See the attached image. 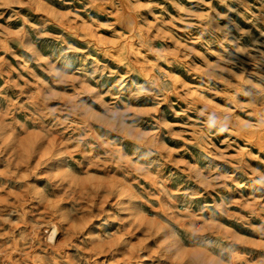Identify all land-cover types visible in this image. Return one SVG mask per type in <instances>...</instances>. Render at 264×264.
Here are the masks:
<instances>
[{"label": "rangeland", "instance_id": "obj_1", "mask_svg": "<svg viewBox=\"0 0 264 264\" xmlns=\"http://www.w3.org/2000/svg\"><path fill=\"white\" fill-rule=\"evenodd\" d=\"M95 240L264 264V0H0L1 248L89 264Z\"/></svg>", "mask_w": 264, "mask_h": 264}, {"label": "bare ground", "instance_id": "obj_2", "mask_svg": "<svg viewBox=\"0 0 264 264\" xmlns=\"http://www.w3.org/2000/svg\"><path fill=\"white\" fill-rule=\"evenodd\" d=\"M56 158H58V157H56ZM56 164H58V162H56ZM121 184V183H120ZM122 185V184H121ZM123 186V185H122ZM122 186H120L119 185V192L120 193H122L123 191L122 190H120V188L122 187ZM121 189H123V188H121ZM124 189H126V186H125V188ZM123 189V190H124ZM127 190V189H126ZM126 192H124V194H125ZM123 194V193H122ZM120 195V194H119ZM121 198V197H120ZM120 198H118V200L120 199ZM119 202H122V199L121 200H119ZM138 202V201H137ZM59 205L58 204H56V203H53L52 204V207L54 208V209H56V210H61L62 208H59L58 207ZM135 207L136 206H132L131 205V208L128 210V213L129 214H133L132 215V217H135V218H137L138 217V215L140 216V213H138V212H136V209H135ZM66 213V211L64 210V211H59V214H61V215H63V214H65ZM160 225V224H159ZM161 226H163V225H161ZM161 226H159V227H161ZM55 230H56V228L53 226V227H49L48 228V230L46 231V230H44L42 233H43V235H42V241H44V242H46L45 244H47V237L48 238H51V236L54 234V232H55ZM45 232V233H44ZM87 234H91V232L90 231H88L87 232ZM165 236H163L164 238L162 239V247H163V249H164V254L166 255V258L170 255V250H171V248H172V244H173V238L171 239L170 237H169V232L166 230L165 231ZM92 235V234H91ZM87 236V235H86ZM99 240H95L94 242L93 241H91V244H90V247H89V249H90V251L92 252V254H90V263L89 264H98V259L100 258V257H105V256H107L108 255V251L107 250H105L104 249V247L102 246V244H100V243H97ZM10 257V255L8 254V253H6L5 252V250H3L2 248H1V245H0V264H10V262H9V260H8V258Z\"/></svg>", "mask_w": 264, "mask_h": 264}, {"label": "clouds", "instance_id": "obj_3", "mask_svg": "<svg viewBox=\"0 0 264 264\" xmlns=\"http://www.w3.org/2000/svg\"><path fill=\"white\" fill-rule=\"evenodd\" d=\"M207 127H208V129L210 130L213 126L211 125V124H209V125H207ZM219 132H223V131H225V128H220L219 130H218Z\"/></svg>", "mask_w": 264, "mask_h": 264}]
</instances>
